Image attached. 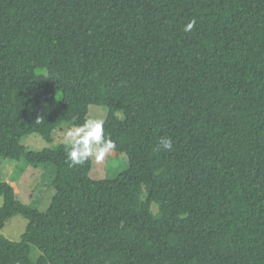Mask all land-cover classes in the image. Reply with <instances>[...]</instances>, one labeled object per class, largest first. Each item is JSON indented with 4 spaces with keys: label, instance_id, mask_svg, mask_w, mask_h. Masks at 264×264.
<instances>
[{
    "label": "trees",
    "instance_id": "1",
    "mask_svg": "<svg viewBox=\"0 0 264 264\" xmlns=\"http://www.w3.org/2000/svg\"><path fill=\"white\" fill-rule=\"evenodd\" d=\"M90 106L116 177L20 143ZM0 158L55 171L42 212L0 182V264H264V0H0Z\"/></svg>",
    "mask_w": 264,
    "mask_h": 264
},
{
    "label": "rangeland",
    "instance_id": "2",
    "mask_svg": "<svg viewBox=\"0 0 264 264\" xmlns=\"http://www.w3.org/2000/svg\"><path fill=\"white\" fill-rule=\"evenodd\" d=\"M107 113L106 107L90 106L88 118L104 119ZM67 125H61L52 134V142H45L38 134L24 136L20 143L26 151H41L43 149H54L63 144V132ZM91 160L92 179H112L128 169V160L124 153L112 152L103 161ZM54 167L52 164L40 165L36 168L26 163L24 158L20 160H9L0 158V182L9 183L15 192L16 199L39 211H45L50 199L54 194L52 180L54 178ZM3 198L0 196V206ZM155 205H152V208ZM27 225L26 219L21 215H15L6 221L0 234L5 238L19 242ZM38 251L31 247V258L36 257Z\"/></svg>",
    "mask_w": 264,
    "mask_h": 264
},
{
    "label": "clouds",
    "instance_id": "3",
    "mask_svg": "<svg viewBox=\"0 0 264 264\" xmlns=\"http://www.w3.org/2000/svg\"><path fill=\"white\" fill-rule=\"evenodd\" d=\"M195 25L196 20L193 18L183 31L191 32ZM62 135L69 167L81 165L89 159L103 161L116 149V142L106 136L104 120L100 118H87L81 124L66 128ZM158 144L164 151L173 148V141L169 137H161Z\"/></svg>",
    "mask_w": 264,
    "mask_h": 264
}]
</instances>
